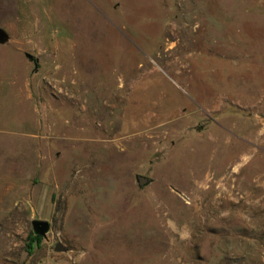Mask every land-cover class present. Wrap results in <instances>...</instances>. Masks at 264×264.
<instances>
[{"label":"rangeland","instance_id":"rangeland-1","mask_svg":"<svg viewBox=\"0 0 264 264\" xmlns=\"http://www.w3.org/2000/svg\"><path fill=\"white\" fill-rule=\"evenodd\" d=\"M0 28V264H264V0H0Z\"/></svg>","mask_w":264,"mask_h":264},{"label":"water","instance_id":"water-1","mask_svg":"<svg viewBox=\"0 0 264 264\" xmlns=\"http://www.w3.org/2000/svg\"><path fill=\"white\" fill-rule=\"evenodd\" d=\"M5 35H6L5 31L2 28H0V40L3 39ZM26 57L30 60L32 59V57L29 54H26ZM135 178L140 187H143L144 185L151 182V178L143 174H137ZM31 226H32V229L35 235L44 236L45 232L48 229V222L42 219H32ZM53 249L55 251H65L66 250V248L59 242L55 243Z\"/></svg>","mask_w":264,"mask_h":264},{"label":"trees","instance_id":"trees-1","mask_svg":"<svg viewBox=\"0 0 264 264\" xmlns=\"http://www.w3.org/2000/svg\"><path fill=\"white\" fill-rule=\"evenodd\" d=\"M40 241V236L39 235H30L29 236V241L26 245V250L29 252L31 251L32 247H33V242L38 243Z\"/></svg>","mask_w":264,"mask_h":264}]
</instances>
